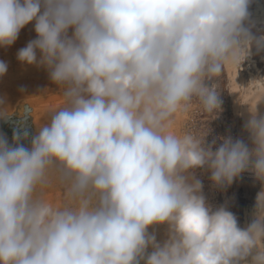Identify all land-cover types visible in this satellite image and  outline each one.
<instances>
[{
	"label": "clouds",
	"instance_id": "obj_1",
	"mask_svg": "<svg viewBox=\"0 0 264 264\" xmlns=\"http://www.w3.org/2000/svg\"><path fill=\"white\" fill-rule=\"evenodd\" d=\"M250 3L0 0V47L35 21L17 59L45 67L63 101L30 148L16 131L12 145L0 136V264H241L253 250L251 264H264V189L242 229L227 204L208 203L196 173L220 190L247 170L264 184V80L239 86L250 145L209 143L206 126L173 131L193 107L215 118L225 75L233 91L232 73L264 48ZM7 68L0 61V77ZM53 180L59 203L44 195Z\"/></svg>",
	"mask_w": 264,
	"mask_h": 264
},
{
	"label": "rangeland",
	"instance_id": "obj_2",
	"mask_svg": "<svg viewBox=\"0 0 264 264\" xmlns=\"http://www.w3.org/2000/svg\"><path fill=\"white\" fill-rule=\"evenodd\" d=\"M260 3V0H251L249 5L250 25L259 22ZM34 24L35 21L22 28L13 45L7 48L0 47V61L8 65L6 74L0 77V101H2L0 113H3L0 115V136L6 137L8 143L12 145L13 133L16 131L21 135L20 143L28 148L31 147L33 136L37 134V125L47 123L51 118L50 112L58 109L63 103L61 88L51 81L45 67L23 64L17 59L18 50L25 47L29 41L36 39ZM71 31L70 29L69 35H71ZM251 31L254 34L253 30ZM249 70L256 73L257 76L258 64H245L243 61L236 72V76L235 72L232 73V80H235L236 83H232V90L235 92L228 90L225 86L228 79L226 74L225 80L221 84L220 97L224 109L232 114L237 122L238 135L235 139H242L250 145L245 124L252 117L251 105L241 102V98L247 100L249 96L243 94L240 96L239 92L242 93L240 87L246 88L250 83L262 79H251ZM256 115L264 116V99L256 104ZM184 122L185 114L178 116L173 131L178 134L182 133ZM25 134L27 139H24ZM196 173L202 183L205 181L203 193L208 203L214 209L227 204L228 210L237 217L238 226L246 229L254 219L256 195L264 189V184L254 178L251 170H247L226 190H220L213 188L209 179V172ZM43 191L49 202L59 203L62 200V189L54 180ZM154 228L157 241H163L166 238V225L154 226ZM149 231L151 232L153 229L150 228ZM256 252L257 250H253L241 264H251L252 256Z\"/></svg>",
	"mask_w": 264,
	"mask_h": 264
},
{
	"label": "built area",
	"instance_id": "obj_3",
	"mask_svg": "<svg viewBox=\"0 0 264 264\" xmlns=\"http://www.w3.org/2000/svg\"><path fill=\"white\" fill-rule=\"evenodd\" d=\"M221 109L222 111H220V113L215 118L211 119L212 117L200 114L195 109V107H193L188 113L185 114V122L182 132L185 130H198L202 128V126H206L208 129H210V132L206 137L209 143L216 137H225L230 135L233 139H235L238 135L237 122L232 114L224 109L223 103L221 105ZM220 143H222V141L217 140V146ZM196 172L202 174L203 170L197 169ZM203 184H205V181Z\"/></svg>",
	"mask_w": 264,
	"mask_h": 264
},
{
	"label": "crops",
	"instance_id": "obj_4",
	"mask_svg": "<svg viewBox=\"0 0 264 264\" xmlns=\"http://www.w3.org/2000/svg\"><path fill=\"white\" fill-rule=\"evenodd\" d=\"M261 7L259 8V22L256 24L251 25V30H253L254 35L257 37H264V0H260ZM244 63L249 64H258V72L257 76L256 73H252L251 70H249L250 78L255 80L262 79L264 80V48H261L260 50H257L256 47H253L249 50Z\"/></svg>",
	"mask_w": 264,
	"mask_h": 264
}]
</instances>
